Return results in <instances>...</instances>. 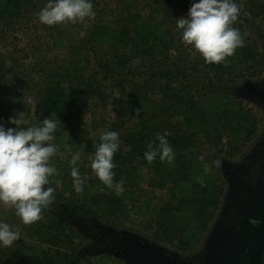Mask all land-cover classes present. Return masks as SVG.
<instances>
[{
    "label": "trees",
    "instance_id": "1",
    "mask_svg": "<svg viewBox=\"0 0 264 264\" xmlns=\"http://www.w3.org/2000/svg\"><path fill=\"white\" fill-rule=\"evenodd\" d=\"M91 2L95 18L86 20V29L76 24L80 34L69 45L59 25L43 24L44 35L26 46V56L33 58L31 69L38 70L33 77L28 67L18 69L13 54L6 66L0 53V84L9 74L23 83L20 88L35 83V124L45 118L59 122L56 145L71 149L80 137L79 149L94 153L102 134L119 133L113 171L116 181L124 180V193L117 196L84 166L81 169L88 180L83 193H76L71 159H65L54 166L59 174L50 177L45 186L53 180L60 182L49 207H62L81 218L86 227L98 219L115 228L128 209L138 218L153 221L154 239L194 248L220 204L223 188L213 161L223 151L222 141L226 139L228 148L238 150L254 132L255 116L237 96L235 86L241 78H253L264 68V0H235L241 5V14L233 27L239 29L244 46L221 64L205 63L183 43L182 30L176 26V19L187 17L191 4L198 0ZM46 3L0 0V23L23 22L27 27L33 13ZM249 15L260 19L255 39ZM4 90L0 87V124L8 117ZM110 106L115 117L106 122L104 133L91 135L95 127L82 128L87 113ZM136 109L141 110L138 122L133 118ZM159 135L165 136L174 150L172 163L161 162L159 155L150 164L144 158L149 143L159 144ZM198 176L203 177V186L195 179ZM144 183L150 194L141 190ZM52 216L58 218L56 223L43 226L53 232V241L59 236L62 242L53 244V252L47 249L41 255L17 260L0 257V264H90L87 252L79 250L83 238L72 229L65 232L64 220L55 212ZM97 264L117 263L104 255Z\"/></svg>",
    "mask_w": 264,
    "mask_h": 264
},
{
    "label": "rangeland",
    "instance_id": "2",
    "mask_svg": "<svg viewBox=\"0 0 264 264\" xmlns=\"http://www.w3.org/2000/svg\"><path fill=\"white\" fill-rule=\"evenodd\" d=\"M100 1L101 5H103L104 0ZM41 9L42 8H40V10ZM38 10L33 13V17L27 27L23 22L15 25L0 23V53L3 55V59H5L4 63L6 66L12 62V58L9 57L13 54V57H17L18 59L19 70L23 71L26 67L32 70L33 58L26 56V46L31 44L30 42L33 43L34 40H37L38 36H43V29L45 27L38 19V13L40 12V10ZM252 17L253 16L249 15V18ZM252 19L253 22L256 21L253 23L252 20H250V24H254L252 26L253 31L251 32V36L255 39L259 35L258 31L261 28V24L259 21L260 19ZM59 27L63 29V35L67 38V45L74 42L80 34L78 29L79 26L76 27V24H60ZM261 50L264 51L262 48ZM36 71L38 70L34 69L30 71L29 75L33 77ZM262 82H264V68L258 72L257 76H253V78H241L235 86L237 96L241 97L246 107L251 109L255 116V119L252 121L254 132L238 150H234L235 148L233 149L232 147L228 148V146H226V139L222 141V144L224 145L223 151L219 152L217 159L221 161V164L219 167L214 164V167L220 176V183L223 188L221 200L216 214L203 232L200 242L196 247L185 249L179 244H168L165 241L154 239V228L152 227L153 221L138 218L131 211H128V209L123 218L117 223L118 228L113 227L110 223L102 224L98 219H94V222H97L92 223L90 227H88V225L86 227L81 218L73 217L71 213H67L62 207L52 208V210L48 207L42 211V219L33 224L24 225L20 218L16 216L14 208L0 204V222L10 224L13 229L19 227L21 231V238L13 242L10 247L0 245V257L8 256L17 260L16 258L21 256L41 255L42 252L47 249H50V251L53 252L55 250V248L52 247L53 244L57 242L61 244L62 242L59 240V236L53 241V234H51L53 232H51L50 228H48V230L43 225L44 223H48V225L56 223L58 218L52 216L54 212L58 217H61L62 220H64L62 225L66 228L65 232H72V229L73 232L79 236L78 238H83V241L80 243H78L79 239L76 238V243L79 244V250L87 252L86 258L92 264H97L98 259L101 256L104 257V255L114 258L117 264H137L136 256L129 252L128 247L131 243L139 244L146 249L149 248L154 251L157 258H152L153 261L159 259L165 260L168 264H200L207 260L211 246L221 241L220 237L224 235L223 233L226 224L231 223L233 228L237 230V228L244 226L247 221H249V231L254 234L256 226L253 225V221L257 220L259 213L257 211L255 215H253V212L250 211H254L258 207L257 205H254L253 208H251V206L258 202L259 206H261L262 204L260 203L262 200L264 201V157L253 161L257 156L255 151L260 147L259 145L264 142V106L255 100V102L250 100L251 96L246 95V93H250L247 91L246 87L248 85L251 87H258ZM21 83L22 82H19L16 75L9 74L2 79L0 84L1 89H3V87L5 89L3 91L4 102L6 103V108L8 107V117L2 124L6 129L16 127L9 123L10 117H19L24 123L21 127L36 126L33 112L38 92L34 88L35 83H31L30 86L24 85L25 87L23 86V89L20 88ZM242 89H245L246 91ZM100 115L101 117H99ZM114 117L115 113L111 106L107 109L98 107L93 113L89 112L86 114L81 126L82 128L95 127V130H92L91 135H95L96 133L102 134L106 131V122ZM58 123L59 122H57V124ZM55 134L56 133H54V135ZM81 143L82 141L79 137L77 143L72 146L71 151L66 150L65 147L57 145V154L50 158L51 165L55 166L60 160L72 159V156L79 152L80 160L77 162V165L81 174L83 175L86 171L91 170L89 155L93 153H86L84 150L79 149ZM83 166L85 167V170L87 169L86 171L81 169ZM240 166H244V168L248 167V176L245 175L243 177H238L234 174L228 175V170L230 168ZM240 181H242L241 184L238 183ZM233 184H236L237 187ZM49 187L54 188V193H57L60 189V182L53 180ZM141 187H143L141 190H143L145 194L151 193L150 187L147 186L146 183L141 185ZM102 232H108L109 234H114L116 237L120 238L121 244H119L116 252H112L113 250L111 251L102 247L100 238L105 235V233ZM229 232L230 233L228 234L235 235L237 231L234 233H232V231ZM133 238H136L138 242L136 243L134 240H131ZM126 239H129V241H126ZM68 245H70V243H68ZM63 246L64 244L62 247ZM250 247L251 244L244 248V251L241 248V252L243 251V257L245 259L247 258Z\"/></svg>",
    "mask_w": 264,
    "mask_h": 264
},
{
    "label": "clouds",
    "instance_id": "3",
    "mask_svg": "<svg viewBox=\"0 0 264 264\" xmlns=\"http://www.w3.org/2000/svg\"><path fill=\"white\" fill-rule=\"evenodd\" d=\"M241 14L240 6L235 0H198L193 2L187 17L176 19V26L182 30V41L191 46L202 56L205 63H226L228 57L244 46V40L239 29L233 27ZM245 15H248L245 13ZM91 0H47L38 13L40 23L47 26L81 23L86 29V20L94 19ZM140 109H136L134 119L139 121ZM9 123L16 127L5 128L0 124V204L15 209V214L24 225L33 224L42 219V211L55 201L50 177L58 175L56 167L50 163V158L57 154L55 144L57 122L48 118L40 121L37 126L21 127L23 121L18 117H10ZM159 144L147 145L145 160L150 164L159 155L160 161L172 163L174 150L163 135L157 137ZM100 143L89 155L91 170L108 188L113 189L117 196L124 193V180H115L116 164L114 154L120 147L119 133L105 132L100 136ZM66 150L71 149L65 145ZM80 153L72 156L70 161L73 188L82 194L86 174H81L77 162ZM213 163L219 167L221 161ZM209 167L205 165L204 172ZM203 186V177H196ZM21 238L20 228L15 229L5 222H0V245L10 247Z\"/></svg>",
    "mask_w": 264,
    "mask_h": 264
},
{
    "label": "water",
    "instance_id": "4",
    "mask_svg": "<svg viewBox=\"0 0 264 264\" xmlns=\"http://www.w3.org/2000/svg\"><path fill=\"white\" fill-rule=\"evenodd\" d=\"M249 230V221L244 226L237 228V230L233 228L231 223L226 224L224 235L220 237L221 241L211 246L207 260L200 264H262L264 257V212L254 234ZM229 231H232V233L237 232L235 235H230L228 234L230 233ZM131 240H134L136 243L138 242L136 238ZM126 241H129V239H126ZM250 244L251 247L245 259L243 251ZM128 248L129 252L136 256L137 264H168L165 260L156 259L153 261L152 258H157V255L149 248L146 249L139 244L133 243Z\"/></svg>",
    "mask_w": 264,
    "mask_h": 264
},
{
    "label": "flooded vegetation",
    "instance_id": "5",
    "mask_svg": "<svg viewBox=\"0 0 264 264\" xmlns=\"http://www.w3.org/2000/svg\"><path fill=\"white\" fill-rule=\"evenodd\" d=\"M246 89H247L248 92H250V93H246L247 96H251L250 100H252V101L255 100V101L261 103L264 106V82L259 84L258 87L257 86L251 87V86L248 85L246 87ZM242 90L246 91L245 89H242ZM250 90H252V91H250ZM259 146H258L259 148L255 151L257 156L253 159V161L257 160L258 158L264 157V142L262 144H260ZM229 174L230 175L234 174L235 176H238V177H243L245 175L248 176V174H249L248 167L244 168V166L243 167L240 166V167L230 168L228 170V175ZM251 174H253V173H251ZM241 182L242 181H240L238 183L241 184ZM233 185L237 187L236 184H233ZM260 204H262V205L259 206V202L257 204H253L251 206V208H253L254 205H257L258 208H256V210H254V211H252V210L250 211V212H253L252 213L253 215H255V213L257 211L259 213V214L257 213L259 215V217H257V220L253 221V225L256 226V227L258 226V222L262 218V215H263V212H264V201L261 202ZM102 233H105V235H103V237L101 236V238H100V241L102 243V247L105 248V249H109L111 251L113 250L112 252H116L118 250L119 244H121L120 238L116 237L114 234H109L108 232L107 233L106 232H102ZM107 254H110V253H107ZM262 264H264V257L262 259Z\"/></svg>",
    "mask_w": 264,
    "mask_h": 264
}]
</instances>
